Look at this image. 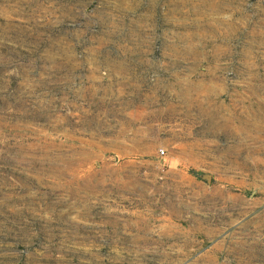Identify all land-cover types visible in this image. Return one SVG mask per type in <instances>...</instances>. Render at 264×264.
Masks as SVG:
<instances>
[{"label":"rangeland","instance_id":"374dc122","mask_svg":"<svg viewBox=\"0 0 264 264\" xmlns=\"http://www.w3.org/2000/svg\"><path fill=\"white\" fill-rule=\"evenodd\" d=\"M0 264H264V0H0Z\"/></svg>","mask_w":264,"mask_h":264},{"label":"built area","instance_id":"2783aa9c","mask_svg":"<svg viewBox=\"0 0 264 264\" xmlns=\"http://www.w3.org/2000/svg\"><path fill=\"white\" fill-rule=\"evenodd\" d=\"M162 154H163V152H162Z\"/></svg>","mask_w":264,"mask_h":264}]
</instances>
